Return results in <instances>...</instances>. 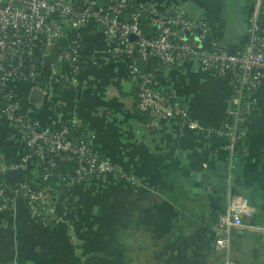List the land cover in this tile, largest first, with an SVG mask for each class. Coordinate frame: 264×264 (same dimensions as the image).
Here are the masks:
<instances>
[{
	"label": "crops",
	"instance_id": "crops-1",
	"mask_svg": "<svg viewBox=\"0 0 264 264\" xmlns=\"http://www.w3.org/2000/svg\"><path fill=\"white\" fill-rule=\"evenodd\" d=\"M132 1L167 12L187 7L228 53L245 47L254 0ZM83 36L92 55L79 82L38 101L29 85H19L33 102L25 113L48 128L80 119L91 149L134 175L136 184L106 176L51 187L65 221L55 225H42L22 201L0 211V264H218L227 257L234 264H264L256 232L231 230L228 255L216 245L228 174L232 191L253 208L248 223L264 226V81L247 108L242 152L212 133L230 109L226 80L191 62L167 69L161 82L199 127L170 122L152 132L135 110V87L123 63L103 53L95 26ZM21 152L18 133L0 120V169L19 161Z\"/></svg>",
	"mask_w": 264,
	"mask_h": 264
},
{
	"label": "built area",
	"instance_id": "built-area-1",
	"mask_svg": "<svg viewBox=\"0 0 264 264\" xmlns=\"http://www.w3.org/2000/svg\"><path fill=\"white\" fill-rule=\"evenodd\" d=\"M125 9V0H0V98L7 103L0 111V120H5L18 133L22 148L19 161L4 166L0 175L8 170L24 172L21 183L8 184L3 179L0 182V211L22 201L42 225L65 222L51 187H35L27 181L25 170L32 159L43 167V180L51 175L56 162H74L75 171L73 175H65L64 184L76 185L106 176L136 184L134 175L92 150L85 134L71 137L67 126L43 128L25 113V108L22 110L11 102L14 90L2 92L10 86L19 92V85L26 84L32 92L51 100L53 93L48 84L36 83L40 74L38 64L49 68L48 82L63 89L74 86L81 74L78 51L83 31L91 26L101 34L103 53L123 63L126 80L135 87V110L146 117L148 130L160 132L170 122H177L181 128L199 127L157 79L158 72L164 75L175 65L191 62L198 70L226 80L230 109L222 128L212 133L227 137L231 151L241 149L247 108L264 81V0H254L247 21L245 47L232 55L210 36L206 20L187 7H175L167 12L155 6L139 5L140 12L147 14L148 27L156 31L153 36L143 33L140 13H131L128 20L122 21L119 17ZM70 31L75 33V40L61 47L60 41ZM33 49L39 54L34 55ZM26 59L33 64L26 65ZM150 59H155L157 65L152 71H144L141 64ZM27 99L29 106L33 102ZM69 122L72 128L82 127L80 119L72 118ZM227 183L226 207L217 226L216 245L228 255L231 230L264 234V226L248 223L253 208L245 197L232 191L229 174ZM218 264L234 263L227 257Z\"/></svg>",
	"mask_w": 264,
	"mask_h": 264
},
{
	"label": "trees",
	"instance_id": "trees-1",
	"mask_svg": "<svg viewBox=\"0 0 264 264\" xmlns=\"http://www.w3.org/2000/svg\"><path fill=\"white\" fill-rule=\"evenodd\" d=\"M126 1V9L122 12L121 14V20L126 21L128 20L129 16L131 13H140L139 17V25L143 31L144 34L150 36V35H155L156 31L148 27V19H147V14L144 12H140L139 10V5H136L132 0H125ZM249 9V14H250ZM75 40V33L74 32H68L66 36L60 41V45L62 46H68ZM90 41L88 39H85L83 37L82 39V44L86 43L87 44V49L85 52H82L81 49L78 51V55L80 56V60L82 61V64L80 65V71L82 72L89 57L92 55V47L89 45ZM33 54L38 55L39 52L35 49H33ZM51 60V59H50ZM49 60V61H50ZM10 63L14 64V61H10ZM157 61L155 59H150L146 63L141 64V68L144 71H152L154 67H156ZM26 65H31L33 62L29 59L25 60ZM37 69L39 71V77L36 79L37 84H43L46 83L48 84L49 88H51V91L53 94L58 93L59 86L53 85V83L48 82V78L51 75V72L49 68L46 65H37ZM22 72L24 69H21ZM25 73V72H24ZM157 79L161 82L163 79V73L158 72L157 73ZM14 90V95L11 99V102L17 103L19 107L23 110L24 108L28 107V99L26 96L22 95L17 91V89L13 86L7 87L6 89L2 90L3 93L7 91ZM6 102L3 101L0 98V111L3 110L6 107ZM20 109V110H21ZM62 126H67L70 132L71 137H80L82 136V127L75 129L71 127V123L69 121H60L58 124L55 126L49 127L53 129H58ZM43 128H48V127H43ZM239 148V147H238ZM239 150V149H236ZM240 151V150H239ZM75 171V164L74 162H56V167L52 171L51 175L46 179L43 180V175L45 174V171L43 167H40L38 164V161L36 159H32L30 163L27 164L26 170H25V175L27 177V181L32 184L33 186H45V187H53L56 186L57 184H62L64 183V178L66 174L73 175ZM2 179H0V182ZM5 182V181H4ZM9 184V182H8Z\"/></svg>",
	"mask_w": 264,
	"mask_h": 264
},
{
	"label": "water",
	"instance_id": "water-1",
	"mask_svg": "<svg viewBox=\"0 0 264 264\" xmlns=\"http://www.w3.org/2000/svg\"><path fill=\"white\" fill-rule=\"evenodd\" d=\"M187 37H188V34L185 36V38H187ZM86 49H87V44L83 43L81 45L82 52H85ZM41 96H42L41 93L33 92L32 93V100L38 101V100H40ZM222 168H224V167H221V170H222ZM3 180L5 182H9V183H21L24 180V172L22 170H8L4 173ZM250 225H254V219L250 220ZM256 234L261 236V241H262V243H264V234H261V233H256Z\"/></svg>",
	"mask_w": 264,
	"mask_h": 264
},
{
	"label": "rangeland",
	"instance_id": "rangeland-1",
	"mask_svg": "<svg viewBox=\"0 0 264 264\" xmlns=\"http://www.w3.org/2000/svg\"><path fill=\"white\" fill-rule=\"evenodd\" d=\"M79 82V81H78Z\"/></svg>",
	"mask_w": 264,
	"mask_h": 264
}]
</instances>
